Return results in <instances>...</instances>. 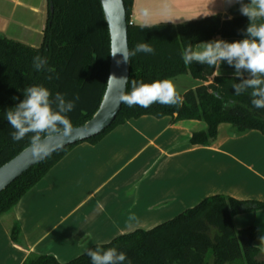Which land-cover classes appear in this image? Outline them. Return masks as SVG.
Returning <instances> with one entry per match:
<instances>
[{
    "label": "trees",
    "instance_id": "16d2710c",
    "mask_svg": "<svg viewBox=\"0 0 264 264\" xmlns=\"http://www.w3.org/2000/svg\"><path fill=\"white\" fill-rule=\"evenodd\" d=\"M122 1L129 51L140 42L150 43L156 50L155 55L140 53L131 58L126 93L131 91L132 79L152 83L188 75L199 85L179 94L183 103L177 106L154 103L145 109L122 104L111 126L86 142L97 143L115 127L145 116L169 117L172 123H204V131L192 134L189 140L192 146H210L221 124L229 125L237 135L256 131L264 136V109H256L251 104V90L236 95L232 85L239 82L238 78L218 76L214 66L198 62L185 65L181 59V53L189 43L196 45L217 36L246 38L248 17L222 20L211 16L185 25L141 27L129 25L134 0ZM47 5L42 43L38 48L0 38V167L30 146L31 134L19 142L12 139L10 133L14 129L5 116L8 109L25 98L23 90L26 87L42 85L53 96L56 92L65 94L67 100L79 95L75 109L67 114L73 128L92 118L106 89L110 40L99 0H47ZM256 23H264V18L257 19ZM36 56L45 57L47 67L53 68L55 73L52 75L58 74V78L49 80L47 70H34L33 58ZM223 63L220 68H224ZM76 145L53 153L2 192L0 216L11 211ZM263 209L264 204L257 201L215 195L150 230H135L99 246L126 253L131 264H264L259 249L254 246L256 229L236 230L233 226V217ZM9 233L14 244L22 245L17 223ZM128 260L124 264H128ZM23 264H91V260L86 252L67 263H59L52 256L33 254Z\"/></svg>",
    "mask_w": 264,
    "mask_h": 264
},
{
    "label": "crops",
    "instance_id": "0c3cea01",
    "mask_svg": "<svg viewBox=\"0 0 264 264\" xmlns=\"http://www.w3.org/2000/svg\"><path fill=\"white\" fill-rule=\"evenodd\" d=\"M197 1L134 0L130 22L152 27L182 13L222 20L244 16L236 0ZM168 2L174 11L166 10ZM47 11V0H0V38L38 48ZM218 39L242 40L217 36L209 41ZM223 64L215 75L234 76L235 69ZM205 129L198 121L145 116L115 127L97 143L77 144L0 216V264H23L33 254L67 263L94 245L150 230L215 195L264 204V136L256 131L237 135L221 124L210 146L190 145L192 134ZM132 214L136 220H129ZM15 223L22 245L10 238ZM233 226L256 229L254 246L264 259V209L233 217Z\"/></svg>",
    "mask_w": 264,
    "mask_h": 264
},
{
    "label": "clouds",
    "instance_id": "9594fccd",
    "mask_svg": "<svg viewBox=\"0 0 264 264\" xmlns=\"http://www.w3.org/2000/svg\"><path fill=\"white\" fill-rule=\"evenodd\" d=\"M236 2L240 3V13L250 21L246 28V38L234 42L218 39L196 45L189 43L182 51L181 59L185 65L198 62L217 69L226 61L229 66L235 68V79H239L238 83L232 85L235 94L241 95L251 90V104L256 109H264V23H256L257 19L264 18V0ZM143 15H148L147 9L143 10ZM117 53H122V61L117 63H128L137 54L155 55L156 50L150 43L140 42L131 51L126 46L122 49L114 48L111 55L115 57ZM33 68L36 71L47 70L50 73L47 77L49 80L58 78V74L55 77L52 75L55 70L47 67L45 57H34ZM245 72L248 73L247 77L244 75ZM113 79L117 78L110 76L108 82ZM119 80L125 85L128 83L127 77H121ZM23 93L25 98L5 113L7 121L14 129L10 135L14 141L19 142L31 134L29 143L34 156L37 159L47 157L53 150L62 147L64 142L61 140L52 145L49 143L50 140L56 137L67 139L72 133L73 125L67 114L75 109L79 95L67 100L65 94L56 92L53 96L51 91L42 85L28 86ZM119 101L129 107L138 105L145 109L154 103L167 106L183 103L182 97L169 79L156 80L152 83L132 79L131 91L122 93ZM136 219L134 214L129 216V220ZM260 241L264 244V236L260 237ZM86 255L90 258L91 264H124L128 260L126 253L116 248L104 250L99 245L95 249H88ZM128 264H131L130 260Z\"/></svg>",
    "mask_w": 264,
    "mask_h": 264
},
{
    "label": "water",
    "instance_id": "95a60500",
    "mask_svg": "<svg viewBox=\"0 0 264 264\" xmlns=\"http://www.w3.org/2000/svg\"><path fill=\"white\" fill-rule=\"evenodd\" d=\"M99 3L110 40V62L106 89L98 110L88 122L82 126L73 128L72 133L67 139L56 137L49 141L52 145L57 144L61 140L64 141L62 147L53 150L50 155L66 147L88 141L100 135L114 122L123 104L120 103L119 98L122 93H126L127 85L119 80V78L127 77L129 80L130 61L128 63H117V61H122V53H117L115 57L111 53L114 48L122 49L126 46L128 49L125 9L122 0H99ZM110 76H115L117 79L108 82ZM49 156L37 159L29 146L1 166L0 194L31 168L44 162Z\"/></svg>",
    "mask_w": 264,
    "mask_h": 264
},
{
    "label": "rangeland",
    "instance_id": "374dc122",
    "mask_svg": "<svg viewBox=\"0 0 264 264\" xmlns=\"http://www.w3.org/2000/svg\"><path fill=\"white\" fill-rule=\"evenodd\" d=\"M195 1L192 0L193 3ZM168 3L169 4L167 5L166 10L169 11V12L174 11L175 10L174 9L175 6H172V2H168ZM195 4H196V2H195ZM200 8L202 10H206L207 9L206 6H202V5L200 6ZM206 17L207 16L204 15V14H198V15H194V16L191 15L190 16V14L182 13V14H177V16H175V17H171V16L165 17L160 23L172 25L171 23L175 22V23H178V25H185V24H187L189 22L201 21V20H203ZM171 81L173 82L178 94H182L186 90H189V89H194V88H196L199 85V83L197 81L193 80L188 75H180V76H178V77H176L174 79H171Z\"/></svg>",
    "mask_w": 264,
    "mask_h": 264
},
{
    "label": "built area",
    "instance_id": "2783aa9c",
    "mask_svg": "<svg viewBox=\"0 0 264 264\" xmlns=\"http://www.w3.org/2000/svg\"><path fill=\"white\" fill-rule=\"evenodd\" d=\"M129 25H132V23L130 22Z\"/></svg>",
    "mask_w": 264,
    "mask_h": 264
}]
</instances>
